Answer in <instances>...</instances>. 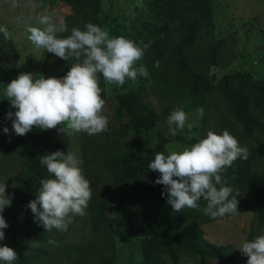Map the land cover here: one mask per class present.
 I'll return each instance as SVG.
<instances>
[{
  "label": "rangeland",
  "instance_id": "rangeland-1",
  "mask_svg": "<svg viewBox=\"0 0 264 264\" xmlns=\"http://www.w3.org/2000/svg\"><path fill=\"white\" fill-rule=\"evenodd\" d=\"M98 1L99 13L92 24L106 29L110 37L122 36L139 46L141 42L149 45L136 64V67L143 65L147 69L148 77L138 76L134 83L126 81L121 87L108 86L104 80L99 84L105 100L102 114L108 119L106 131L89 136L67 129L61 132L59 129L63 126L58 125L50 130L33 127L24 136H18L12 129L14 116L8 117V113L16 109L7 101L4 89L21 73L43 76V65L49 55L47 51L35 49L27 39L24 21L30 16L49 15L54 23H59L72 15V10L62 0H0V26L6 27L10 34L8 44L4 36H0V183L4 182L8 188L14 178L26 174L25 148L42 152L58 138L63 154L73 152L82 160V174L97 185L95 192L107 205L102 225L96 228L91 222L88 202L85 214L72 216L66 231L53 229L42 243H36L40 251L33 252L28 264H100L103 257L110 256L115 264H199L197 257L185 251H179L175 259L159 251L151 260L142 256L140 241L147 231L137 212L148 204L152 185L143 177L119 180V170L109 162L125 153L156 146H161L166 155L169 150L182 151L183 147L205 138L209 131L222 134L227 130L239 146L247 150L246 157L256 158L253 171L263 173L264 136L257 133L254 139L242 137L238 123L229 112L220 81L224 76L235 74L264 81V0H211L212 38L213 42L221 41L218 50L212 54L208 42L200 39L184 56L187 68L211 80L209 91L204 93L202 105L198 106H191V81L170 57V49H160L152 33L142 27L141 22L148 24L154 12L150 0ZM30 24L39 26L34 21ZM134 90L139 91L141 102L155 112L157 120L152 129H140L138 133L123 128L129 117L118 110L120 99ZM178 107L186 113L202 108L203 117L197 120L196 116H191L189 122L195 120V127L191 131L187 128L177 130L173 136L167 118ZM261 120L264 123V118ZM4 128H8L7 134ZM254 198L255 191L249 192L250 208L247 210L223 218L210 217L207 222L198 224L203 238L213 246H232L242 254L239 250L242 241H251L264 234V221L256 215ZM203 208L199 205L197 209L183 210L180 222L183 231L190 230L191 223L205 215ZM4 233L5 239L0 241V246L13 249L11 241L18 239L19 233ZM206 264L221 263L207 260Z\"/></svg>",
  "mask_w": 264,
  "mask_h": 264
},
{
  "label": "clouds",
  "instance_id": "clouds-1",
  "mask_svg": "<svg viewBox=\"0 0 264 264\" xmlns=\"http://www.w3.org/2000/svg\"><path fill=\"white\" fill-rule=\"evenodd\" d=\"M31 21L39 26H32ZM24 23L27 39L35 49L65 61L74 58L76 62L62 78L21 73L5 87L3 94L16 109L8 113L9 118L14 116V133L24 136L33 127L50 130L58 125L63 126L59 129L61 132L67 129L89 136L106 131L108 119L102 114L105 100L99 86L100 77L106 85L118 87L126 81L134 83L138 76L147 78V69L136 64L149 45L141 42L139 46L122 36L110 37L106 29L92 23H86L84 30L72 27L70 35L60 36L69 31L68 25L62 19L54 23L49 15L30 16ZM0 33L9 38L6 27L0 26ZM193 115L197 120L202 118L203 109L195 113H186L182 107L173 110L167 118L171 134L175 136L177 130L185 128L191 131L196 125L195 120L189 122ZM3 131L7 134L8 128ZM246 154L247 150L227 130L222 134L209 131L205 138L183 147L182 151L169 150L167 155L156 153L148 168L159 174L154 184L165 186L161 195L167 193V204L174 212L197 209L198 201L203 198L206 201L203 213L216 219L238 213L233 188L217 185L226 184L222 174L237 158H246ZM40 164L46 166L53 178L40 181L36 199L26 207L45 231L54 228L66 231L72 216L84 215L91 199L90 182L80 168L82 160L73 152L65 155L58 150L41 157ZM11 200V194L6 195L5 183H0V241L5 239L3 230L8 227L2 213L10 207ZM239 250L248 258L247 264H264V234L242 241ZM17 259L14 249L0 246V264H13Z\"/></svg>",
  "mask_w": 264,
  "mask_h": 264
},
{
  "label": "trees",
  "instance_id": "trees-1",
  "mask_svg": "<svg viewBox=\"0 0 264 264\" xmlns=\"http://www.w3.org/2000/svg\"><path fill=\"white\" fill-rule=\"evenodd\" d=\"M62 1L70 6L72 15L64 19L69 31L58 34L60 36L70 35L72 27L84 30V25L92 23L99 13L98 0ZM150 8L154 11L151 21L148 24L141 22L142 27L152 33L160 49H170V57L177 62L179 69L188 75L191 81L189 84V94L193 104L191 106L202 105L204 93L209 91L211 80L206 75H199L187 68L184 56L185 52L200 39L208 42L212 54L218 50L221 41L213 42L212 38L211 0H150ZM0 36L4 35L0 33ZM8 42L10 38L6 39L5 44ZM48 54V60L43 65L44 78H62L76 62L74 58L65 61L55 58L54 54ZM102 82L101 76L100 84ZM220 82L225 91L229 112L238 123L242 137L254 139L257 133L264 136V123L261 120L264 118V81L250 79L246 74H235L224 76ZM118 110L128 115L129 120L123 124V128L133 133H138L140 129L150 130L157 121L155 112L141 102L140 93L137 90L131 91L120 99ZM165 114L167 115L166 111ZM58 150H61V142L58 138H54L50 146L42 152L25 148L26 174L14 178L10 186L6 188V195L11 194L12 200L10 207L5 208L2 213L8 224L7 229L3 231L19 233V238L11 241L18 256L13 264H28L33 252L40 251L36 243H42L45 235L50 232L45 231L34 220L33 213L26 206L36 199L35 194L40 187V181L53 178L47 172L46 166L40 164V158ZM158 152H163L161 146L140 152L125 153L112 158L109 162L113 168L119 170V180L143 177L152 185L148 204L137 212L139 220L147 231L146 236L140 241L142 256L151 260L155 252L159 251L175 259L179 251H185L197 257L199 264H206L207 260H215L221 264H247L248 258L238 254L232 246L216 247L203 238V232L198 224L207 222L210 216L197 217L198 221L191 223L190 230H182L180 222L185 208L180 212L172 210L171 205L167 204V193L165 192L164 196L161 195L165 186L154 184L159 174L149 171L148 168ZM255 159L253 156L237 158L222 174L226 184L219 187L233 188L232 195L238 200V212L250 208L248 193L255 191L256 215L258 219L264 221V171L263 173L253 171L252 164ZM96 186L94 182L90 183L89 205L91 222L97 228L102 225V217L107 205L105 200L100 199L95 192ZM198 205L205 207L206 201L201 198ZM25 252L27 255H24ZM100 264H115L113 256L103 257Z\"/></svg>",
  "mask_w": 264,
  "mask_h": 264
}]
</instances>
